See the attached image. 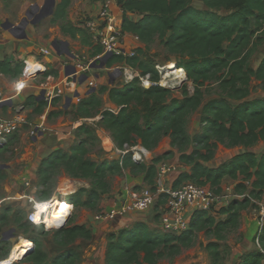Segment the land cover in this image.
<instances>
[{"label": "trees", "instance_id": "trees-1", "mask_svg": "<svg viewBox=\"0 0 264 264\" xmlns=\"http://www.w3.org/2000/svg\"><path fill=\"white\" fill-rule=\"evenodd\" d=\"M72 1L61 0L52 21L54 24L65 23ZM193 1L125 0L122 3V31L138 37L144 48L138 49L133 58L114 56L107 64V68H112L125 63L142 76L150 75L152 82L159 83L161 74L155 59L150 57L152 46L158 41L175 57L178 68L186 72L187 82L194 86L193 95L189 93L188 86H183L184 99L179 100L170 88L156 85L144 89L140 80L136 79L122 89L101 87L99 94L97 91L80 103L76 117L91 118L92 111H101L102 101L98 95L109 92L110 101L118 110L102 111L100 126L111 134L117 148L122 149L126 144L134 147L140 143L148 152H153L164 138H169L172 149L180 154V162L191 167L190 171L176 178L173 188L192 183L209 186L217 194H222V181L229 177L239 181L236 192L240 195L248 193V196L233 200L221 210L222 215L227 216L225 220L218 221L210 212H196L190 229L181 235L151 230L144 222L111 234L106 264H158L160 259L178 255L183 249L192 247L201 231H206L216 240L206 246L211 264H224L229 257L228 247L222 245L226 241V233L240 227L242 211L249 207L258 209L253 200L259 203L264 200V154L258 156L245 151L217 168L207 165L214 160L219 144L229 149H251L264 142V98L249 100L253 80L259 83L257 88L264 91V60L256 70L248 64L253 39L264 29V0H202L205 9L194 8ZM132 11L141 13L143 18L138 22L131 21L127 13ZM61 31L72 39L80 38L83 45L90 46L92 59L102 55L103 49L95 46L80 27L65 23L61 25ZM23 71V62L12 59L0 62V76L17 79ZM52 74L54 72L50 71L46 77ZM213 85L219 87L224 97L204 105L205 94ZM58 101L51 105L53 109L48 115L49 120L65 114L54 110ZM230 101L236 102V106ZM203 105L202 133L191 137L187 131L188 122ZM26 106H35V113L42 114L48 104L31 96ZM97 127L81 125L75 131L76 143L69 150H58L42 160L38 170L40 184L48 186L52 173L61 168L72 179L90 181L91 189H80L71 196L70 203L74 208L92 210L109 193L107 179L110 175H122L128 170L135 175L144 174L143 185L155 191L159 165L172 158L175 152L169 151L153 159L150 165L134 162L131 154L96 162L89 155L91 147L100 141ZM191 147L193 151L188 154L187 150ZM4 178V173L0 171V179ZM247 183H251V190ZM164 203V200H159L156 208ZM16 212L22 215L15 220L21 227L26 230L33 227L26 222L23 212ZM11 213L12 207L2 210L1 228L9 223ZM163 213L164 210L160 209L155 221H160ZM79 238H92L85 225L68 227L55 235L57 242L59 240L60 244L67 246ZM258 239L261 249L248 253L241 264H264V229ZM31 241L35 245L34 251L19 264H50L49 256L40 248L38 240L32 238ZM6 246L7 243L1 240L0 251ZM77 258L74 251H66L51 264H74Z\"/></svg>", "mask_w": 264, "mask_h": 264}, {"label": "rangeland", "instance_id": "rangeland-1", "mask_svg": "<svg viewBox=\"0 0 264 264\" xmlns=\"http://www.w3.org/2000/svg\"><path fill=\"white\" fill-rule=\"evenodd\" d=\"M100 1L101 0H74L72 8H70L68 12L67 21L83 29V23L86 20V16L89 15V11H92L93 5ZM60 2L61 0H57V4ZM45 4L46 0H0V24L5 23L6 20H10L19 26L24 17H26L25 15L27 11L30 10L31 6H39L41 10ZM89 6L91 7L90 9L88 8ZM193 7L205 9V5L203 4L202 0H194ZM5 12L12 15V18H7V16H5ZM52 20V17L48 18L38 23L37 26L30 24L26 31L29 38L25 41L15 40V38H13L8 33L10 35L9 37V35L3 32L0 28V62L11 59L15 61L17 60V62H24L26 59H29L32 62L36 58L43 60L44 57L39 53L41 46H45V44H50L52 42H57L59 45L60 53H57L53 47H51V55L49 56V59H46L50 71L54 72V74L50 76L51 79L49 81V77L46 76L36 79L31 84L34 87H42L46 83H48L50 86L55 85L57 83L58 77H60L59 72L61 71L63 65H74V61L68 55L70 52L76 54L85 65L88 64L90 60H92L91 47L83 45L80 38L72 39L71 36L64 35L61 32V23L54 24ZM32 21H34V18ZM66 43L68 46H65ZM58 54H61V57H59ZM248 54L249 66L255 70L258 69L264 60V29L258 32L254 37L253 44L250 46ZM150 57L155 59L157 67L160 68L165 69L170 63H175L177 65L175 57L172 56L163 46H161L158 41L152 46ZM54 66H59L58 68L60 69H52ZM114 69H116V66H113L112 68H106L104 70L98 68L88 70L86 74L88 77L92 78L93 74H97L102 78V80L98 84L95 81V83L91 82L85 87L83 100H86L88 96L97 91L99 94L101 87L105 86L107 88H121L123 85H125L124 78L115 74ZM110 73L113 74L111 77H109ZM163 77L164 76L161 75V80ZM113 79L117 80V82L111 85ZM15 80L13 81V79L10 77L3 78L0 76V89L4 92L6 97H9L13 94V85ZM167 84L168 87L173 90L174 97L179 100L184 99L182 94L183 86H188L189 93L191 95L194 94V86L191 82H181L180 80H176V78L173 77L171 80H168ZM258 85L259 83L255 80L252 81L251 96L249 100L264 98V91H262L260 88H257ZM64 86L66 88L67 94L71 95L73 88L70 87L68 83L66 84V82H64ZM205 95L204 105L207 102L224 97L217 85H213ZM57 99L59 101L56 103L54 109L59 108L57 109L58 111L65 112L66 101L64 102V96L59 98L55 97L53 103ZM102 99L104 103L107 102L108 95L104 94ZM19 102H23V100L19 99ZM74 103L76 105L73 106L71 112H73V121H77L74 128L76 130L81 126L82 120L78 122V118L76 117V110L80 103H77L76 101ZM230 103L233 106H236L237 104L234 101H230ZM204 105L190 118L188 122L187 131L191 137H195L196 135L202 133L203 125L201 120ZM24 108V113H21V118L24 120V122L20 132L15 137H13V139L4 148L0 150V165L8 166L7 169L0 170L5 175L4 179H0V200H7L4 202L2 210L7 207L13 208V213L10 214L9 223L5 224L2 228L0 226V241L3 239L4 233H7L13 229L16 230L15 237L7 241L6 248L0 251V262L9 258L15 245L21 241V238H26L28 241H31L32 238H35L38 240L40 248L49 256L50 264L66 251H74L78 255V258L74 264H106V252L109 236L111 234H118L123 229L133 228L137 223L140 222H144L145 224L148 223L147 226L151 230L165 232L163 226L160 228V221H155L156 213L162 209V205H160L159 208H156L157 206H155L147 212L132 211L129 213V217L117 218L113 221H104L99 219L103 213L117 208L125 201V199L134 198L140 194L142 189L148 188L147 185H143L144 174L135 175L131 173L130 170L125 171L122 175H110L108 177L107 180L110 185V191L108 194L102 197L97 208L94 210L87 208L74 209L72 218L66 228L73 227L75 225H85L92 233L91 240L79 238L67 246V244H60L59 240L58 242L56 241L55 235L57 231L55 230L45 231L44 229L38 227H32L26 230L21 227L15 220L22 218V215L18 214L17 212L16 214L15 211L23 212V217H26L28 211L31 208V203L28 202V200L21 199L24 194L34 195L36 199H42L43 197L45 199L59 192L61 193L57 194L59 199L70 203L71 196L75 194L72 192H74L75 189L76 191H79L83 188L88 190L91 189L90 181L72 179L62 168L52 173V181L48 186H43L40 184L38 175L36 179H33L32 176L35 173V168L38 165L40 167L42 160L50 156L47 155V152L42 153L40 151L41 148L37 142L39 137L38 133L34 137L36 142L33 139L32 133L35 130V122L39 121L41 118L45 120V117L49 115L52 110L49 112L46 108L42 114H37L34 111L35 106L24 105ZM10 113L11 112L8 113L6 109L3 117L6 119L15 117L16 112L12 114ZM68 113L69 112L67 111V114ZM91 114L92 117L90 118L89 116H85L87 117L85 120L90 122V124H94L96 127L100 126L102 117L101 111H92ZM69 119L71 121L70 116L66 120ZM72 128L73 126L67 122H64V124L58 127V130L66 131L70 129L72 132H74L73 137L70 136V138L67 139V141L71 140L72 142L66 143L69 145H66V147L63 149L61 148V150L67 151L76 143L75 130ZM97 128L104 129L101 126ZM104 130L106 131V134L100 138V141L97 144L91 147V154L89 155V158L96 162L118 159V156L116 155L117 146L110 139L112 138L111 134H108L109 132L106 129ZM39 131L43 130L39 129ZM137 146L143 148L140 143ZM169 151L175 152L173 157L166 160L158 167L159 172L162 170V166H167L171 169V171L167 173L166 177L164 178V184L166 186H172L171 184H173V182H171L173 179L171 177L168 178L172 171L177 174L179 173L180 175L183 172L191 170V167H188L180 162V154L177 153L176 149H172L171 140L169 138H164L159 144L158 148L153 152H149L148 156L143 157L142 160L143 163L150 165L153 159L166 154ZM192 151L193 148L191 147L187 150V153L190 154ZM245 151H251L260 156L264 154V142H259L257 146L251 149H245L243 147L229 149L219 144L215 152L214 160L207 165L211 168H217L223 163L232 159L234 156ZM25 177L32 179V189L30 190H27V187L23 182ZM75 183H79V185L75 186ZM157 185L159 186V178L157 180ZM35 187L37 190L34 189ZM72 187L76 188L73 189ZM138 187H141L142 189L137 190ZM47 193L48 196L46 195ZM236 199H238V197L235 195L234 191L232 193L226 191V194L222 196V202L210 212L211 215L218 221L225 220L227 216L222 215L221 210ZM65 205L68 204L65 202ZM257 206L258 209L251 208L248 211L246 210V212L241 217V224L238 229L230 230L226 233V241L223 242L222 245L224 248L226 246L228 247L229 257L226 259L224 264H241L244 257L249 252L261 249V246L257 241L259 233L257 237L255 233L258 228L261 229V226H264V204H261L260 202V205ZM2 210L0 212H2ZM215 241V238L209 236L206 231H201L198 233L195 243L192 247L183 249L178 255L166 256L160 259L158 264H211V259L208 251L206 250V246L209 243ZM7 253H9V255L8 257H5ZM22 258L23 257H21V259ZM19 262L20 261H18L16 264H19ZM21 264L27 263L22 262Z\"/></svg>", "mask_w": 264, "mask_h": 264}, {"label": "built area", "instance_id": "built-area-1", "mask_svg": "<svg viewBox=\"0 0 264 264\" xmlns=\"http://www.w3.org/2000/svg\"><path fill=\"white\" fill-rule=\"evenodd\" d=\"M124 1L125 0H104L96 16L86 17V20L83 23V30L86 31L95 46H99L103 49V53L97 59H92L85 65L76 54L70 52L69 56L74 61L73 66L79 70L76 74L77 78H80L83 74L86 75L87 71L91 69V66L95 61L108 54H112L113 57L123 56L126 58H133L137 55V50L133 46L127 45V38L129 37L134 42L140 43L139 38L125 34L122 31L123 18L121 16V10ZM40 54L43 57H49L51 51L43 48L40 50ZM32 62L41 64L42 68H35L32 66L29 59L24 60V71L23 74L15 80L13 85V95L6 97L4 92L0 89V105L7 101H14L32 86L31 84L33 81L42 76H46L49 72L47 64L42 60L36 58ZM66 65L69 66V64ZM114 66H116L114 73L119 75V77L124 78L125 84L132 83L136 79H139L140 84L144 89H150L156 85L170 88L168 85L163 84L164 77L159 83H154L152 82L150 75L142 76L138 70L133 69L126 64H116ZM157 69L161 75H164L163 73L166 71L164 68L157 67ZM72 77L73 76L66 78L64 81L66 84L68 83L70 87L77 85L73 82ZM50 79L49 76L48 81ZM64 82H61L52 89L49 87L48 83L42 86V89L46 91L45 101L48 104V111L51 108L55 97H73L78 93V91L73 90L71 95L67 94ZM82 99V95L78 99L74 98L78 103H80ZM24 109V106H18V114L21 115ZM19 115L11 119H6L3 116H0V150L20 132L24 120ZM102 119L103 118L101 117V120ZM39 129L40 128H35L33 131V139H35L34 137L37 133H42ZM130 154L132 155V160L134 162L143 163V157H147L149 152L144 147H130L127 144L122 149H116V155L119 158H124ZM170 171L171 169L167 166H162V170L160 172L158 170L159 186L157 185L155 191L149 187L142 189L139 195L131 199H125V201L117 208L103 213L99 219L113 221L117 218H124L132 211L147 212L157 206L159 200H164L165 203L162 205V209L164 210L162 215L163 228L166 233L181 235L190 229L191 222L196 212H211L222 202V196H224V194H217L209 187H202L192 183L184 184L179 188L166 186L164 184V178ZM27 186L29 187L30 184H27ZM58 193L59 192L44 200L28 198L31 203V208L26 215V222L33 227L42 228L45 231H60L65 229L72 218L75 208L71 203L60 200L57 195ZM4 202L5 201L0 200V211L3 209ZM65 202L68 205H65ZM65 206L67 210H63ZM61 211L63 212L61 213ZM54 216L56 218H54ZM263 229L264 226H261L259 235L262 234ZM257 241L259 243V239ZM31 243L32 244L28 249L29 251L35 249L34 243L32 241ZM22 259H17L10 264H16ZM2 263L3 261L0 262V264Z\"/></svg>", "mask_w": 264, "mask_h": 264}, {"label": "crops", "instance_id": "crops-1", "mask_svg": "<svg viewBox=\"0 0 264 264\" xmlns=\"http://www.w3.org/2000/svg\"><path fill=\"white\" fill-rule=\"evenodd\" d=\"M103 1L104 0H101L100 2H98V3H95L94 5H93V8H92V11H89V15L88 16H86V17H92V16H96L97 15V13L99 12V10H100V8H101V6H102V3H103ZM61 3V2H60ZM59 3V4H60ZM59 4H57V7H58V5ZM73 4H74V0L72 1V4H71V7L70 8H72V6H73ZM57 7H56V9H55V13H56V10H57ZM32 8V6L30 7V9ZM70 8H69V10H70ZM89 9L91 8L90 6L88 7ZM199 9H201V8H199ZM203 9V8H202ZM69 10H68V12H69ZM29 11V10H28ZM28 11H27V13H28ZM122 12H121V16H122V18H123V9L121 10ZM55 13H54V15L53 16H51L52 18H54V16H55ZM5 16H7V18H12V15H10V14H8L7 12H5ZM68 16V15H67ZM127 16H128V18L131 20V21H133V22H138V21H140L142 18H143V15L141 14V13H139V12H137V11H132V12H128L127 13ZM51 17H49V18H51ZM8 21H10V20H6V22H8ZM53 21V20H52ZM42 22V21H41ZM65 23H70V22H68L67 20L65 21ZM65 23H61V25H63V24H65ZM33 25V24H32ZM34 26V25H33ZM35 26H37V25H35ZM28 28V27H27ZM27 28H26V31H27ZM61 28V27H60ZM62 32V31H61ZM8 34V33H7ZM10 34V33H9ZM8 34V35H9ZM13 38H15L12 34H10ZM10 35H9V37H10ZM29 38V37H28ZM28 38L26 39V40H28ZM15 40H17L16 38H15ZM90 40H91V38H90ZM19 41H25V40H19ZM91 42H92V40H91ZM53 43V42H52ZM52 43H48V44H45V46H41L40 47V50L41 49H47V50H50L51 49V47H52ZM93 43V42H92ZM58 48H59V45H58ZM40 50H39V53H40ZM60 50V49H59ZM59 53H60V51H59ZM69 55V54H68ZM58 56L59 57H61V54H58ZM32 57H34V56H32ZM70 57V56H69ZM35 58V57H34ZM46 59H49V57H44V59L42 60L43 62H45L46 64H47V62H46ZM48 66V68H49V65H47ZM59 67V66H58ZM58 67H56V66H54V68H52V69H60V68H58ZM67 67V65L66 64H64L63 65V67H62V69H61V71L59 72V76L60 77H58V79H57V83L55 84V85H53V86H50L49 85V87L52 89V88H54V87H56L57 85H59L61 82H64L65 80H66V77H65V75H64V73H65V68ZM107 71V70H106ZM49 72H50V68H49ZM113 74L112 73H110L109 74V77H111ZM3 78H6L5 76H2ZM15 79H13V81H14ZM59 80V81H58ZM102 80V78L99 76V75H97V74H93V76H92V78H90L89 77V79H88V81H86L84 84H82V85H80V84H77L76 86H72V88H73V90L75 89L76 91H78V93H80L81 95H82V98L84 97L83 96V93H84V90H85V87L86 86H88L91 82L92 83H95V82H97V84L100 82ZM95 81V82H94ZM117 82V80H115V79H113L112 80V82H111V85L112 84H114V83H116ZM12 87V86H11ZM113 88V87H112ZM115 88H118V87H115ZM122 88H124V85L120 88V89H122ZM45 90H43L42 89V87H34V86H31L29 89H27V91L25 92V93H23L22 95H20V96H18L14 101H13V105H9V106H5L4 108H2V109H0V116H3V114H4V112H5V110L7 109V111H8V113L9 112H11L10 114H12V113H14V112H16V115L15 116H18L19 114H18V112H17V108H18V106H24V105H26V102L29 100V98L31 97V96H34V97H36V98H38L39 100H44L45 101V96H42V93L44 92ZM46 92V91H45ZM105 94H107L108 95V101L107 102H103V96H104V94L103 95H98V98L102 101V108L100 109L101 110V112L102 111H104V110H106V109H111V110H113V111H117L118 110V107L116 106V105H114L111 101H110V97H109V92H107V93H105ZM13 95V94H12ZM11 95V96H12ZM46 95V94H45ZM41 96V97H40ZM70 97V96H69ZM89 97V96H88ZM19 99H21V100H23V102H19ZM66 101V96L64 97V102ZM76 100H73V103H71V105L69 106V107H67L66 109H65V114L64 115H61V116H59V117H53L52 119H50L49 120V118H48V115L45 117V120H43L42 118L41 119H39V121H37V122H35V128H40V129H42L43 131H42V134H39V137H38V143H39V145H40V151L42 152V153H46L47 152V155H51L52 153H54V151L56 152L57 151V149L58 150H61V148L63 149V148H65L66 147V145H69V144H66V143H70V142H72L71 140H68L67 141V139H69L70 138V136L71 137H73V135H74V132H72V130H70V129H68V130H58V127H60L62 124H64V122H67V123H70L71 124V126H73V130H75L74 128H75V124H76V122H74L73 121V112H71L72 111V109H73V106L74 105H76L74 102H75ZM83 101V99L81 100V102ZM77 102V101H76ZM80 102V103H81ZM24 103V104H23ZM60 103V102H59ZM78 103V102H77ZM19 104H22V105H19ZM67 106V105H66ZM63 107H64V105H63ZM36 108V107H35ZM57 109H59V108H57ZM56 108L54 109L55 111H58ZM67 111L69 112L68 114H67ZM24 113V112H23ZM22 113V114H23ZM22 114L21 115H19L20 117L22 116ZM69 116L71 117V121H70V119L69 120H66L67 118H69ZM75 116V115H74ZM82 120V124L81 125H83V124H88V125H91V126H94V124H90V122H87L85 119H83V118H78V122L79 121H81ZM77 130V129H76ZM75 130V131H76ZM103 131V132H102ZM41 132V131H40ZM106 131L104 130V129H100V128H97V134H98V136L101 138L103 135H105L106 133H105ZM102 134V135H101ZM108 134H110V133H108ZM75 138H76V136H75ZM112 141H113V139L112 138H110ZM35 140V142H36V139H34ZM113 143H114V141H113ZM49 157V156H48ZM47 158V157H46ZM38 170H39V165L35 168V173H34V175L32 176L33 177V179H36L37 178V175H38ZM158 170H159V168H158ZM187 171V170H186ZM190 171V170H189ZM37 173V174H36ZM174 175H175V177H174ZM177 176H179V173L177 174V173H175L174 171H172L171 172V174H169V176H168V178H172L173 180H171V182H173L174 183V181L176 180V179H174V178H176ZM242 179V177H240L239 178V180H241ZM23 182H24V184H25V186L27 187V190H30V189H32V179L31 178H29V177H25V179H23ZM238 182L239 181H234V180H232L231 178H229V177H226V178H224V180L222 181V185H221V188H222V194H226V191H228L229 193H232L233 191H234V193H235V195L238 197V200H242L244 197H246V196H248V193H246L245 195H240V194H238L237 192H236V186H237V184H238ZM143 183V182H142ZM27 184H30V186L28 187L27 186ZM249 186H250V184L251 183H247ZM77 185H79V183H75V186H77ZM171 185H173V184H171ZM70 186V185H69ZM73 189H75L76 187H72ZM35 190H37V188L35 187L34 188ZM250 190H251V186H250V188H249ZM249 190V191H250ZM60 191V190H59ZM76 192H78V190L76 191V189H75V191L74 192H72V193H76ZM67 197V196H66ZM28 198H35L34 197V195H27V194H24L23 195V197L21 198V199H26V200H28V202H29V199ZM43 200H44V197L42 198ZM45 199H47V198H45ZM5 202L7 201V200H4ZM252 203L253 204H256V205H260V203L259 202H256L255 200H253L252 201ZM264 204V200L261 202V204ZM230 205V203L228 204V206ZM227 206V207H228ZM252 207H249L248 209H247V211L248 210H250ZM246 212V210L245 211H242L241 212V217H242V215L244 214ZM157 214V213H156ZM162 218H163V216L161 217V219H160V228H162V226H163V224H162ZM148 224V223H147ZM260 232V228H258L257 230H256V237H257V235H258V233ZM254 234V235H255ZM254 251V250H253ZM250 253V252H249Z\"/></svg>", "mask_w": 264, "mask_h": 264}, {"label": "water", "instance_id": "water-1", "mask_svg": "<svg viewBox=\"0 0 264 264\" xmlns=\"http://www.w3.org/2000/svg\"><path fill=\"white\" fill-rule=\"evenodd\" d=\"M57 7V0H46V4L45 6L41 9L40 11V15L38 16L37 20L35 22H32V24L35 26L38 23H40L41 21H44L46 19H48L49 17L53 16L55 13V9ZM32 8H37L40 9L39 6H32ZM28 26V22L27 20H25L22 24H20L19 26H15L13 24H9V26L7 27V29L9 30V32L17 39V40H26L28 38L27 33H26V28ZM18 31H21V35L18 34ZM53 49L59 53V48H58V44L57 42H53L52 44ZM127 45H131L133 46L136 50L138 49H142L144 48V45L141 43H136L134 42L131 38H127ZM65 46H68V44L66 43ZM69 53V52H68ZM70 54V53H69ZM112 54H108L106 56H104L101 59H98L97 61H95L92 66L91 69L93 68H98L101 70H104L107 68V64L108 62L112 59ZM79 72V70L73 66V65H69L65 68V77L66 78H70L71 76H73V82L75 84H84L86 81H88L89 77L85 74H83L80 78H77V73ZM186 81H187V75H186ZM63 88V86H62ZM46 92L44 91L42 93V96H45ZM81 95L79 93H76L73 97H69L66 96V108L69 107L71 105V103H73L74 98L78 99L80 98ZM11 106L13 105V101H7L4 104L0 105V109L4 108L5 106ZM53 108L49 109V112L52 110ZM42 134V133H40ZM8 166L6 165H0V170H5L7 169ZM129 217V215L125 216L124 218ZM15 229L4 233L3 234V239L2 241L7 242L9 240H11L12 238L15 237ZM33 250H28L27 254L25 256H27L28 254L32 253Z\"/></svg>", "mask_w": 264, "mask_h": 264}, {"label": "bare ground", "instance_id": "bare-ground-1", "mask_svg": "<svg viewBox=\"0 0 264 264\" xmlns=\"http://www.w3.org/2000/svg\"><path fill=\"white\" fill-rule=\"evenodd\" d=\"M30 63L35 68H42V65L37 63V62H31L30 61ZM165 70H166V72L163 75L164 76V80H163L164 85H168L167 84L168 80H171L173 77H175L176 80L177 79L180 80L181 82L186 81L185 71L183 69H179L175 63L168 64V66L165 68ZM55 200L57 201L56 198H55ZM63 210H67L66 206ZM62 212L63 211H61V213ZM54 218H56V217L54 216ZM31 244H32L31 241H28L26 238H21V241H19L15 245L13 251L11 252L10 257L8 259H6L5 261H3L2 264H10L11 262L17 260L18 258L24 257L27 254L28 249L30 248Z\"/></svg>", "mask_w": 264, "mask_h": 264}, {"label": "flooded vegetation", "instance_id": "flooded-vegetation-1", "mask_svg": "<svg viewBox=\"0 0 264 264\" xmlns=\"http://www.w3.org/2000/svg\"><path fill=\"white\" fill-rule=\"evenodd\" d=\"M40 9H37V8H31L29 11H28V13H26V17H24V19H23V21L21 22V24L25 21V20H27V22H28V26L30 25V24H32V22H35L36 20H37V18H38V16L40 15ZM33 18H34V21H32L33 20ZM9 24H13V25H15V26H18V25H16L15 23H13V22H11V21H8V22H5V23H1L0 24V28H1V30L3 31V32H5V33H10L9 32V30L7 29V27L9 26ZM27 26V27H28ZM27 33V32H26ZM11 34V33H10ZM18 34H22L21 33V31H18Z\"/></svg>", "mask_w": 264, "mask_h": 264}]
</instances>
